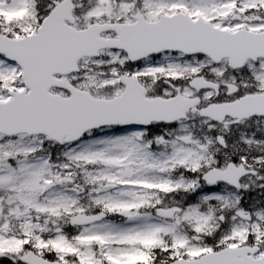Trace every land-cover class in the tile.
<instances>
[{
	"label": "snow or ice",
	"instance_id": "obj_1",
	"mask_svg": "<svg viewBox=\"0 0 264 264\" xmlns=\"http://www.w3.org/2000/svg\"><path fill=\"white\" fill-rule=\"evenodd\" d=\"M0 264H264V0H0Z\"/></svg>",
	"mask_w": 264,
	"mask_h": 264
}]
</instances>
